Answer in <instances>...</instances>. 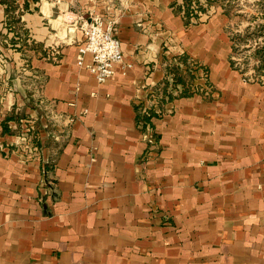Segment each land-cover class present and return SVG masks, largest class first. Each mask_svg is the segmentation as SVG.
I'll return each instance as SVG.
<instances>
[{
  "label": "crops",
  "instance_id": "0c3cea01",
  "mask_svg": "<svg viewBox=\"0 0 264 264\" xmlns=\"http://www.w3.org/2000/svg\"><path fill=\"white\" fill-rule=\"evenodd\" d=\"M28 1L17 30L0 3V264H264V84L231 64L223 18L186 25L183 0ZM93 13L132 63L106 82L77 63L74 19ZM182 54L207 77L162 105L149 143L137 118ZM30 120L36 155L17 145Z\"/></svg>",
  "mask_w": 264,
  "mask_h": 264
},
{
  "label": "trees",
  "instance_id": "16d2710c",
  "mask_svg": "<svg viewBox=\"0 0 264 264\" xmlns=\"http://www.w3.org/2000/svg\"><path fill=\"white\" fill-rule=\"evenodd\" d=\"M235 1L236 0H206L205 3H202L201 0H183L182 3L174 1L172 6L175 8L176 12L183 14L185 24L190 25L193 23L194 19L198 20L202 14L208 13L210 6L214 4L221 6L223 14L230 19H232L235 14L237 16L242 15L241 13H237L235 11L236 8L233 5V2ZM256 2L261 7L259 10L260 16L254 15L253 20H256V18L259 17L264 18V0H256ZM0 3L5 5L8 27L17 30L21 23V16L25 12L30 11V2L28 0H23L22 2H19V0H0ZM250 27L251 26L246 27L245 33L248 35L256 33V37L264 38V22L258 24L259 28H256L253 32H248ZM238 39L239 36H231V40L233 42V55L239 46L238 42H236ZM254 55L260 62L259 66L256 67V71H258L261 75H264V44L254 48ZM176 59V63L167 66V76L164 79L163 84L156 90V94L159 96V102L161 104L160 110L155 111L153 108H149L137 118V125L143 132L146 131L148 126L154 129L153 119L159 117L163 113V104L176 97L192 96L196 93V90L192 88V85L197 78V74H195V69L192 67L189 56L187 54H182ZM231 64L241 73H246L245 69L237 66V62L234 58H231ZM183 66H185L186 69H184ZM258 81L264 84V80ZM37 143L38 145L40 144L39 138L37 139Z\"/></svg>",
  "mask_w": 264,
  "mask_h": 264
},
{
  "label": "built area",
  "instance_id": "2783aa9c",
  "mask_svg": "<svg viewBox=\"0 0 264 264\" xmlns=\"http://www.w3.org/2000/svg\"><path fill=\"white\" fill-rule=\"evenodd\" d=\"M74 20L84 38L78 47L77 63L88 69L99 82H106L112 78L118 66H121L123 74H126L132 63L125 60L122 42L114 30L116 20L99 14H94L89 19L82 15ZM183 68L186 69L185 66ZM194 69L195 74H200L203 78L207 77V71L203 68L201 70L200 67H194ZM192 88H194L193 85ZM200 91L208 95L211 87ZM144 133L149 143L155 142L153 128L148 126ZM38 138L40 139V135L35 121H25L18 135L17 145L22 151L36 155L40 151ZM46 170L47 166H43V171L46 172Z\"/></svg>",
  "mask_w": 264,
  "mask_h": 264
},
{
  "label": "rangeland",
  "instance_id": "374dc122",
  "mask_svg": "<svg viewBox=\"0 0 264 264\" xmlns=\"http://www.w3.org/2000/svg\"><path fill=\"white\" fill-rule=\"evenodd\" d=\"M21 1L22 0H19V2ZM201 2L205 3L206 0H201ZM233 5L236 8L235 11L237 13H241L242 15L237 16L235 14V16L230 19L223 14L221 6L214 4L210 6L209 12L202 14V16L209 17L213 15H218L223 18L224 30L228 34V36H239V39L236 41L238 42L239 46L234 55L235 60L237 62V66L241 67L242 69H245V77L255 80H264V75H261L258 71H256V67L259 66L260 62L259 59L254 55V48L263 45L264 38L256 37V33H254L253 35H248L247 33H245L246 27L251 26L248 32H253L256 28H259L258 24L264 22V18L261 17L256 18V20H253L254 15L260 16L259 10L261 9V7L259 6V4H257L256 0H236L235 2H233ZM37 9L38 7L33 6L32 10L37 11ZM64 13L66 12L64 11ZM94 14L95 13H93V15ZM71 15H64L63 19L61 18V21H58L54 24L49 23V29L51 30V32L58 33L60 31L58 28V23L60 22L65 27L64 32L66 34V32L69 31L68 28L74 27L69 23L73 21L71 20ZM64 46L67 47V43H65Z\"/></svg>",
  "mask_w": 264,
  "mask_h": 264
}]
</instances>
